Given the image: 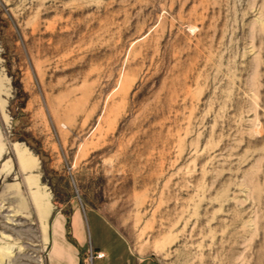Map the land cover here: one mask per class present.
Returning a JSON list of instances; mask_svg holds the SVG:
<instances>
[{
	"label": "rangeland",
	"instance_id": "1",
	"mask_svg": "<svg viewBox=\"0 0 264 264\" xmlns=\"http://www.w3.org/2000/svg\"><path fill=\"white\" fill-rule=\"evenodd\" d=\"M0 141V264L75 207L160 264H264V0H0Z\"/></svg>",
	"mask_w": 264,
	"mask_h": 264
},
{
	"label": "crops",
	"instance_id": "2",
	"mask_svg": "<svg viewBox=\"0 0 264 264\" xmlns=\"http://www.w3.org/2000/svg\"><path fill=\"white\" fill-rule=\"evenodd\" d=\"M53 212L49 221L47 264H84V255L90 247L103 254V258L98 259L99 264H160L154 258L135 256L127 243L110 228L99 211L75 207L68 213L64 211L58 213L55 218ZM89 212L94 218L102 219L106 228L111 230L110 243L102 245L98 240V244L95 245L93 239L90 242L87 234Z\"/></svg>",
	"mask_w": 264,
	"mask_h": 264
},
{
	"label": "bare ground",
	"instance_id": "3",
	"mask_svg": "<svg viewBox=\"0 0 264 264\" xmlns=\"http://www.w3.org/2000/svg\"><path fill=\"white\" fill-rule=\"evenodd\" d=\"M17 144V143H16ZM14 144V145H16ZM23 150V149H22ZM4 151V146L0 141V157L2 156ZM17 153V152H16ZM17 157L18 160L20 162V167L22 168V170L26 171V170H30L33 169L34 167V163H35V158L32 157V155L30 153L27 152L26 149H24L23 151L19 150L17 153ZM30 185H33L34 182L36 183L37 179L35 180H29ZM37 186V185H36ZM32 187V186H31ZM30 188V187H29ZM31 189V188H30ZM35 189V188H34ZM39 189V188H38ZM48 194V193H47ZM32 195V194H31ZM48 197L45 193V191L40 190L38 192L35 193L34 197H33V202H34V207L37 209V211H40V213H47L50 209V205L48 202ZM32 200V199H31ZM42 215V214H41ZM43 218V217H42ZM46 221V220H45ZM43 224V222L41 223ZM45 224V223H44ZM46 227V226H45ZM44 227V228H45ZM45 231V230H44ZM44 233V232H43Z\"/></svg>",
	"mask_w": 264,
	"mask_h": 264
},
{
	"label": "built area",
	"instance_id": "4",
	"mask_svg": "<svg viewBox=\"0 0 264 264\" xmlns=\"http://www.w3.org/2000/svg\"><path fill=\"white\" fill-rule=\"evenodd\" d=\"M89 253H87L86 264H94L95 260L102 259L103 254L101 252L96 251L92 247L89 249Z\"/></svg>",
	"mask_w": 264,
	"mask_h": 264
}]
</instances>
